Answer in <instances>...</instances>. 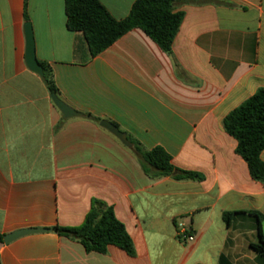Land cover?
Masks as SVG:
<instances>
[{
	"label": "crops",
	"instance_id": "0c3cea01",
	"mask_svg": "<svg viewBox=\"0 0 264 264\" xmlns=\"http://www.w3.org/2000/svg\"><path fill=\"white\" fill-rule=\"evenodd\" d=\"M99 1L123 20L136 0ZM219 1L234 6L176 4L185 13L173 44L181 78L141 29L83 64L87 42L68 30L65 0H0V233L81 226L96 198L114 207L136 249L135 257L116 246L87 253L51 231L0 245L2 264H264L252 248L258 223L247 213L264 215V185L223 127L264 88V0ZM25 12L37 58L52 67L67 104L148 150L164 148L174 166L205 180L151 179L100 123L65 120L26 64ZM226 212L235 213L229 224ZM183 220L193 242L178 238Z\"/></svg>",
	"mask_w": 264,
	"mask_h": 264
},
{
	"label": "trees",
	"instance_id": "16d2710c",
	"mask_svg": "<svg viewBox=\"0 0 264 264\" xmlns=\"http://www.w3.org/2000/svg\"><path fill=\"white\" fill-rule=\"evenodd\" d=\"M178 1L188 5L234 6L219 0H136L130 15L126 19L117 20L99 0H65L67 28L71 32L83 33L85 36L89 57L83 64L98 57L133 29H141L173 59L178 76L185 78L186 75L173 52L174 41L185 19L183 11H176ZM25 20L29 22L27 12ZM40 63L44 68V82L50 94L56 93L61 96L52 67L48 63ZM85 117L98 124L102 121L92 114H85ZM64 125L65 121H62L55 132H59ZM223 127L226 133L237 141L236 154L248 164L252 179L264 185V161L261 159L264 152V88H260L251 98L228 114L223 121ZM126 135L133 144L132 153L138 159L144 173L151 179L171 177L176 181L205 180L198 172L174 166L172 156L164 148L157 146L148 150L133 136ZM247 213L256 218L258 223L259 242L253 244L252 248L264 258V215L259 212ZM234 214L224 213L223 217L227 224ZM52 232L82 244L87 253L107 255L109 247L116 246L130 257L136 256L132 237L126 225L117 218L114 207L96 198L92 200L91 208L81 226L58 225L52 228ZM4 237L5 235L0 233V245L4 244Z\"/></svg>",
	"mask_w": 264,
	"mask_h": 264
},
{
	"label": "water",
	"instance_id": "95a60500",
	"mask_svg": "<svg viewBox=\"0 0 264 264\" xmlns=\"http://www.w3.org/2000/svg\"><path fill=\"white\" fill-rule=\"evenodd\" d=\"M24 31L26 36V58H25L26 64L32 72L36 73L42 79H44L45 72L43 66L41 65V63L37 58L36 40L34 35V29L31 22H26ZM51 98L54 105L61 112L65 120L83 118L85 116L84 113L74 109L69 104H67L56 93L51 94ZM100 126L106 129L107 131H109L111 134H113L125 147L129 149L133 148V144L130 142L127 135L123 131H121L118 126H116L115 124H113L108 120H102L100 122ZM51 231H52L51 229H43V228H28V229L18 230L11 234L5 235L4 243L10 244L16 241L17 239H20L28 235L49 233ZM0 264H2L1 260H0Z\"/></svg>",
	"mask_w": 264,
	"mask_h": 264
},
{
	"label": "built area",
	"instance_id": "2783aa9c",
	"mask_svg": "<svg viewBox=\"0 0 264 264\" xmlns=\"http://www.w3.org/2000/svg\"><path fill=\"white\" fill-rule=\"evenodd\" d=\"M177 234H178V238L182 242H193L195 240L190 226H188L186 223L182 221H179L177 223Z\"/></svg>",
	"mask_w": 264,
	"mask_h": 264
},
{
	"label": "rangeland",
	"instance_id": "374dc122",
	"mask_svg": "<svg viewBox=\"0 0 264 264\" xmlns=\"http://www.w3.org/2000/svg\"><path fill=\"white\" fill-rule=\"evenodd\" d=\"M184 221V223H186L187 221L186 220H183Z\"/></svg>",
	"mask_w": 264,
	"mask_h": 264
}]
</instances>
